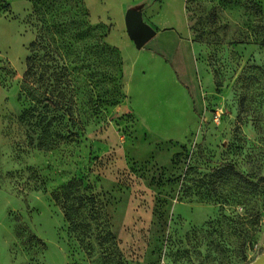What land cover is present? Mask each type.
Returning <instances> with one entry per match:
<instances>
[{"label": "rangeland", "instance_id": "rangeland-1", "mask_svg": "<svg viewBox=\"0 0 264 264\" xmlns=\"http://www.w3.org/2000/svg\"><path fill=\"white\" fill-rule=\"evenodd\" d=\"M164 2L161 25L172 29L138 50L126 0H0V264L264 255L262 5L186 0L189 35L185 0ZM59 28L74 89L63 91L69 110L48 121L61 118L52 123L62 138L22 120L45 92H22L30 45ZM73 179L106 195L114 239L103 248L83 247L53 199Z\"/></svg>", "mask_w": 264, "mask_h": 264}, {"label": "trees", "instance_id": "trees-1", "mask_svg": "<svg viewBox=\"0 0 264 264\" xmlns=\"http://www.w3.org/2000/svg\"><path fill=\"white\" fill-rule=\"evenodd\" d=\"M190 30L193 31L192 26ZM59 34H61L60 28L56 34L49 29L44 30V33L40 31V36L30 45V56L27 58V70L22 85V92L26 94H32L36 84H40L45 89V92L38 94L34 99L39 107L42 106L41 111L36 108L25 111L22 120L35 116L45 128V134L50 136L54 135L53 128H57L52 121H60L59 124H62V121L61 118L56 120L57 117L48 121L49 115L69 110L63 102L64 92L68 90L72 92L74 89L68 66L60 63L62 48L59 40L54 37ZM52 79L54 85H51ZM50 88L52 91L48 92ZM54 92L56 96L53 95ZM54 136L62 138L60 133H55ZM85 182V179L71 180L55 191L53 199L62 210L70 231L76 235L75 238L83 247L93 251L94 239L100 241L99 246L103 248L104 244L114 239V235L111 231L106 195L96 193L89 181L87 184Z\"/></svg>", "mask_w": 264, "mask_h": 264}, {"label": "crops", "instance_id": "crops-1", "mask_svg": "<svg viewBox=\"0 0 264 264\" xmlns=\"http://www.w3.org/2000/svg\"><path fill=\"white\" fill-rule=\"evenodd\" d=\"M156 4L159 6V10L156 11V13H154L155 11L152 10L153 6H151L148 2V0H126L125 4L128 7H131L125 14V23H126V16L128 14L129 11H136V12H140L141 13V18H142V23L149 26L150 28H152L155 31V35L152 39L156 38L157 36H159L163 31H167L169 29H172V27H167V26H162L161 22L165 21V18L160 15L158 12L161 11V8L164 5V1L165 0H155ZM174 3V0H172ZM258 2L261 3L262 5V9H263V13H264V0H256ZM177 2L179 3V0H177ZM184 14H185V20L187 23V31L190 35V30H189V25H188V17H187V13H186V0H185V4H184ZM167 17V16H166ZM163 31H162V30ZM150 39L141 49L138 50H143L145 48V46L152 40ZM191 39V37H190ZM191 47L194 50L195 44L193 43V41H190ZM127 47L129 48V45L127 44Z\"/></svg>", "mask_w": 264, "mask_h": 264}, {"label": "water", "instance_id": "water-1", "mask_svg": "<svg viewBox=\"0 0 264 264\" xmlns=\"http://www.w3.org/2000/svg\"><path fill=\"white\" fill-rule=\"evenodd\" d=\"M126 28L129 38L141 49L155 35V31L142 23L141 13L129 11L126 16ZM253 264H264V255Z\"/></svg>", "mask_w": 264, "mask_h": 264}]
</instances>
